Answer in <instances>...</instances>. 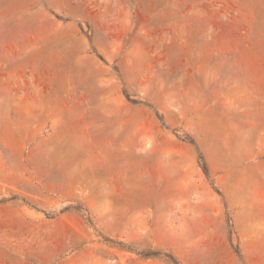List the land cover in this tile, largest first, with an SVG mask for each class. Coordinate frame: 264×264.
Wrapping results in <instances>:
<instances>
[{
    "label": "rangeland",
    "instance_id": "rangeland-1",
    "mask_svg": "<svg viewBox=\"0 0 264 264\" xmlns=\"http://www.w3.org/2000/svg\"><path fill=\"white\" fill-rule=\"evenodd\" d=\"M0 264H264V0H0Z\"/></svg>",
    "mask_w": 264,
    "mask_h": 264
}]
</instances>
